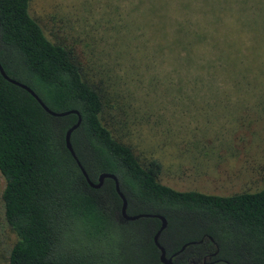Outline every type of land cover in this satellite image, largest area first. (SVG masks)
<instances>
[{
	"label": "trees",
	"instance_id": "1",
	"mask_svg": "<svg viewBox=\"0 0 264 264\" xmlns=\"http://www.w3.org/2000/svg\"><path fill=\"white\" fill-rule=\"evenodd\" d=\"M185 34L188 39L158 43V49L186 58L202 45L223 52L224 44L200 36L201 28L192 38ZM0 64L53 112L80 114L71 144L89 179L114 175L129 216H163L159 243L174 264H264V185L217 195L162 184L161 165L141 162L110 130L108 118L126 121L127 112L111 102L109 68L99 67V82L88 78L80 61L32 17L30 0H0ZM77 118L49 115L0 74L1 203L14 235L6 263L163 264L153 241L161 221H125L115 182L107 178L100 189L90 187L68 151L65 135Z\"/></svg>",
	"mask_w": 264,
	"mask_h": 264
},
{
	"label": "rangeland",
	"instance_id": "2",
	"mask_svg": "<svg viewBox=\"0 0 264 264\" xmlns=\"http://www.w3.org/2000/svg\"><path fill=\"white\" fill-rule=\"evenodd\" d=\"M30 13L88 78L99 82V67L109 68L111 102L127 112L108 118L110 130L141 162L161 165L162 184L217 195L264 185V0H30ZM199 28L222 53L158 49ZM2 191L0 175L7 264L14 235Z\"/></svg>",
	"mask_w": 264,
	"mask_h": 264
},
{
	"label": "water",
	"instance_id": "3",
	"mask_svg": "<svg viewBox=\"0 0 264 264\" xmlns=\"http://www.w3.org/2000/svg\"><path fill=\"white\" fill-rule=\"evenodd\" d=\"M0 74L2 75V77L8 81L9 83L25 90L26 92H28L39 104L40 106L51 116H54V117H63V116H66L70 113H74L77 115V122L71 126L67 132H66V135H65V142H66V147L68 149V151L70 152V154L72 155L73 159L76 161L79 169L81 170L82 174L84 175V177L86 178L88 184L90 187L94 188V189H100L103 185V182L105 179L107 178H110L112 179L114 182H115V186H116V191L117 193L119 194L121 200H122V207H121V216L122 218L125 220V221H134V220H138L140 218H144V217H154V218H157L161 221V225H160V228L158 229V231L156 232V234L154 235V238H153V241H154V244L155 246L159 249L160 251V261L163 263V264H174L173 262V257H167L166 255V251L164 249L163 246H161V244L159 243V237H160V234L161 232L166 228L167 226V221L166 219L161 216V215H145V214H140V215H134V216H129L127 214V200L125 198V196L123 195V193L120 191V188H119V183H118V180L117 178L112 175V174H101L99 177H98V180H97V183H93L86 171L84 170L83 166L81 165V163L79 162L74 150H73V147H72V144H71V135L72 133L74 132V130H76L80 123H81V116L80 114L77 112V111H71V112H53L52 110H50L43 102L42 100L37 96V94L31 90L29 87H27L26 85L10 78L6 73L5 71L3 70L1 64H0ZM186 247L183 246L181 248V250L177 253L179 254L182 250H184V248ZM177 254H175L174 256H176ZM195 264H206L205 262H202V263H195Z\"/></svg>",
	"mask_w": 264,
	"mask_h": 264
}]
</instances>
